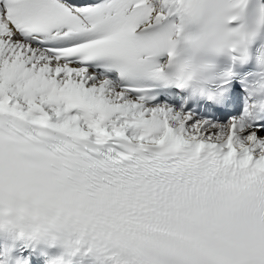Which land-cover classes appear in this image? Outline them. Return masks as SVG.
Here are the masks:
<instances>
[{"label":"snow or ice","instance_id":"snow-or-ice-1","mask_svg":"<svg viewBox=\"0 0 264 264\" xmlns=\"http://www.w3.org/2000/svg\"><path fill=\"white\" fill-rule=\"evenodd\" d=\"M0 233V264H264V0H0Z\"/></svg>","mask_w":264,"mask_h":264}]
</instances>
